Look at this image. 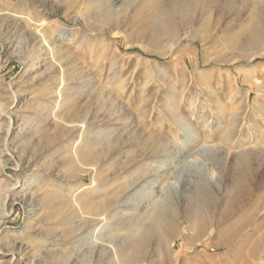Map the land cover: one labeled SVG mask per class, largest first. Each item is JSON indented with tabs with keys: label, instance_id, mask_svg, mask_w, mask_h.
Returning a JSON list of instances; mask_svg holds the SVG:
<instances>
[{
	"label": "rangeland",
	"instance_id": "obj_1",
	"mask_svg": "<svg viewBox=\"0 0 264 264\" xmlns=\"http://www.w3.org/2000/svg\"><path fill=\"white\" fill-rule=\"evenodd\" d=\"M65 1L0 0V264H264V50L248 62L233 42L192 40L188 28L172 49L154 30L164 0L120 15L126 0ZM151 141L168 145L162 163L140 159L136 146ZM104 149L133 156L126 170L142 160L170 174L124 189L137 178L125 164L114 177L86 171ZM77 197L109 200L107 213L86 214ZM158 201L168 220L122 262L150 224L133 218ZM197 206L202 232L181 223ZM88 218H101L95 232Z\"/></svg>",
	"mask_w": 264,
	"mask_h": 264
},
{
	"label": "bare ground",
	"instance_id": "obj_2",
	"mask_svg": "<svg viewBox=\"0 0 264 264\" xmlns=\"http://www.w3.org/2000/svg\"><path fill=\"white\" fill-rule=\"evenodd\" d=\"M111 1H114V0H111ZM147 1H149V0H142L141 3L138 2L135 5V12L139 13V11H137V10L140 9L141 6L144 3H146ZM65 2H66V4L71 5V6L74 5V0H66ZM135 3H136V0H126L125 4H123L119 7H113V12L120 15L124 9H127L128 4H135ZM161 6H162V8L153 15L154 18L155 17L158 18L159 23H158V25H156L157 28H154L155 25L151 24L152 30L154 28V30H157L159 35H165L168 39V42H171V43L173 42L172 49H176V47L180 46V44H181L180 42L183 41V38L186 34V32L184 34H182V33L179 34L178 31H182V30L184 31L188 28V29H190V32H191L190 36H191L192 40L198 39L200 42H202V43L205 42L207 44V42L205 41V39L203 38V35H201V33L207 34V37H208L209 36L208 34H210L211 32H215L216 35L222 36L227 41L233 42L242 52H244V54L241 56L242 59L245 61H248V62L251 61L253 58H256L259 55H261V53L264 50V0H164L161 3ZM235 11H236V13L234 15L233 12H235ZM232 15L235 16V17H233L232 23H228L227 20L229 18H231ZM108 20L109 19L105 18L103 21L105 23H107ZM110 20L112 21V17H110ZM110 20H109V22H111ZM119 23H116V24H114V22L110 23V26H111L110 28L111 29L117 28L119 26ZM123 25H125V24H123ZM149 25L150 24L145 25L148 33L151 30V28H150L151 25L150 26ZM144 37H146V36H143V38ZM143 38H140V39H143ZM225 45H227V44H225ZM157 53H159V52H157ZM163 56H165V55H163ZM190 57L192 59L195 58V62H197L199 60V53L195 52L194 54H191ZM233 58H235V56H233L230 59V61ZM197 64H198V62H197ZM59 72H61V69L58 70L56 73H59ZM61 83H62V80H60V85H61ZM55 101L57 104H61V103L66 102L67 98L62 96L60 91H59L57 96L55 97ZM56 106H58V105H56ZM76 120L77 119H75L73 117H70L68 120L69 125H71L70 131L72 133H77V132L82 131V130L84 131V129L86 128L85 122L81 121L80 125H78L77 123H75ZM119 124H121V123L119 122ZM123 124L121 126H123ZM106 129L107 130L103 133H104L105 139L109 141L112 138V131L113 130L110 129V127H106ZM167 147H168V145L166 146V143H160V142H154V141L153 142L151 141V143H148L145 145H140V146L137 145L136 146V148H139V152L142 155V157L140 159H144V161L145 160L148 161L147 159H152L153 163H160V162L162 163L165 160L164 157H159L160 156L159 154L165 153L166 149H168ZM131 149L132 148L130 147V150ZM116 152H115V150H112V149H104L103 151L100 152L99 157L94 156L89 161H86V163H85V165L87 167L86 171L89 172L91 170L90 172H92L93 170L99 171V170L103 169L106 171V173L109 176L114 177L117 174V170H119V166L121 164L126 165L125 166V170H126L127 165L130 162H132L133 156L131 157L130 154L124 155L123 156L124 161L123 160L120 161L122 156L119 157V154H117ZM126 153H129V150ZM131 153L133 154V151ZM121 154H123V153H121ZM77 155H79V154H77ZM184 155H185V153H184ZM184 155H183V157H184ZM143 156H145V157H143ZM179 157L182 158L181 156H179ZM172 159H178V158L174 157ZM141 161H137L138 163L139 162L140 163L139 164L136 163L137 165H135L131 168L129 167L130 169L126 170V172L129 176H132L133 174L137 173V178L128 186L126 185L127 187L125 186L124 189L129 188V189H131L130 191L136 192L137 188L139 189L147 179L148 180L151 179V180H155V181L161 180V179L164 180L170 174L168 169H164V167H163V169H160L159 166H158V168H150L148 170L147 169L144 170L145 168L143 166L145 165V163L141 165ZM177 162H179V161L177 160ZM174 164H176V163L174 162ZM140 167H141V169H139ZM121 172L122 171L120 170L119 173H121ZM108 184H109V181L107 182L106 185H108ZM168 185H170V184H168ZM172 185H174V184H172ZM176 187L177 186H175V188ZM121 189H122V187H121ZM168 189H170V188H168ZM113 192H115L114 193L115 198H116V196H119V192L117 190H115ZM161 196L162 195H160V197ZM75 200H76L77 204H79L81 207H84L85 213L90 214V215H97V216L103 215L104 216V214L107 213V210H108L109 205H110L109 200H103V201H99V202L98 201L97 202L91 201L90 203H84V204H81V199H79L78 197L75 198ZM166 202H167V200H166ZM168 202H169V200H168ZM198 203H200V202L198 201ZM144 207L146 208V205ZM196 208H197V209H195L196 215L191 214V215L184 217L182 219L181 223L182 224L187 223V224L193 225L197 232H202L205 230L206 221H205V219H202L199 217L200 213L197 214V211L201 212V210L198 209L199 208L198 206ZM144 210H146V209H144ZM148 210H149L148 213H145V211H144L142 218H133V221H135L136 225H140L141 220H143V219L147 220L150 224L148 226H144L145 228L141 229V235L135 241V246L131 250V253H122L120 255V260L122 262L126 261L128 259V257H130V255L132 257L133 255H137L138 252L142 251L143 246L150 241V239L152 238V236L156 232V229L159 228L162 223H164L165 221L168 220L167 216L165 215L166 213H164L163 205L159 204V201H158V203H154L153 205L151 204V207ZM194 212H192V213H194ZM187 213H188V211H187ZM203 214L205 215V213H203ZM169 215H170V213H169ZM171 218H172V216H171ZM100 220H101V218L100 219H89L86 222L88 229H94L98 225ZM95 230L96 229H94V232H95ZM94 232L90 231L88 233L89 237L94 236L93 235ZM189 233H191V231ZM88 234L80 233L79 235H77L75 237V239L80 238V240H82V238H84V239L88 238ZM92 238L96 239V237L95 238L92 237ZM101 249L106 250V247L104 248V246H103ZM9 253L12 254L13 251H11ZM11 257H13V256L11 255ZM12 259L13 258H11V260L9 261L8 264H15V259H13V260ZM159 264H164V261L160 262Z\"/></svg>",
	"mask_w": 264,
	"mask_h": 264
}]
</instances>
